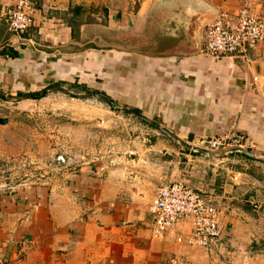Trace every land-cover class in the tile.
I'll list each match as a JSON object with an SVG mask.
<instances>
[{
	"label": "crops",
	"instance_id": "obj_1",
	"mask_svg": "<svg viewBox=\"0 0 264 264\" xmlns=\"http://www.w3.org/2000/svg\"><path fill=\"white\" fill-rule=\"evenodd\" d=\"M16 1L0 0L4 97L28 95L12 101L52 103L67 116L68 90H97L146 121L133 139L114 135L96 156L74 157L72 173L0 193V264H224L233 247L251 244L246 230L264 223V44L213 58L194 42L202 45L218 13L249 4L264 16V0H147L103 23L75 0H29L24 35L6 22ZM101 31L114 35L105 49ZM233 135L245 153L191 154L201 140ZM175 182L223 210L211 246H190L188 224L154 237L149 208Z\"/></svg>",
	"mask_w": 264,
	"mask_h": 264
},
{
	"label": "rangeland",
	"instance_id": "obj_2",
	"mask_svg": "<svg viewBox=\"0 0 264 264\" xmlns=\"http://www.w3.org/2000/svg\"><path fill=\"white\" fill-rule=\"evenodd\" d=\"M146 1L74 2L79 3L78 6L83 9L88 21L97 22L99 19L103 23L117 10L138 11L140 4ZM248 2L245 0V4ZM248 5L246 9L264 23V16L258 15ZM111 32L101 31L99 34L103 49L112 44L114 35ZM148 33L150 34L149 29ZM81 91L77 88L68 90L73 103L71 109L67 107L70 112L67 116L55 111L52 103L42 106L35 104L21 109L15 101L0 99V119L7 120L6 124H0V193L39 183L51 175L72 173L80 165L79 161L72 162L74 157L79 158L84 154L96 156L100 149L113 146L111 142L114 135L121 141H127L135 137V126L145 125V120L130 114L128 109L114 105L108 95H102L97 90H92L89 95ZM73 94L89 97L77 98ZM110 101L114 106L110 105ZM93 114L98 116L95 118ZM243 143L242 141L240 146L239 143L234 145L232 149L243 148ZM62 156L65 158L64 162L60 160ZM247 206L251 207L250 204ZM260 218L264 221L263 214ZM245 235L251 237V244H238L231 251V254L235 253L234 256L231 255V259L224 260L221 257L217 260L221 262L223 259L224 264H248V259L249 264H257L260 258H264V223H260L258 227L254 224V228L247 229Z\"/></svg>",
	"mask_w": 264,
	"mask_h": 264
},
{
	"label": "built area",
	"instance_id": "obj_3",
	"mask_svg": "<svg viewBox=\"0 0 264 264\" xmlns=\"http://www.w3.org/2000/svg\"><path fill=\"white\" fill-rule=\"evenodd\" d=\"M29 10V0L16 1L6 21L13 34L22 35L30 28L32 17ZM261 44H264V23L245 6L236 14H217L214 23L204 32L201 54L221 58L243 53L247 47ZM241 142V138L235 135L204 139L193 146L191 154L229 150L238 143L240 146ZM60 160L64 162L65 158L62 156ZM149 211L153 217L155 238H163L168 231L181 224L190 226L187 239L190 246L207 248L222 236L220 221L223 210L208 202L201 191L191 189L182 182L160 187Z\"/></svg>",
	"mask_w": 264,
	"mask_h": 264
},
{
	"label": "water",
	"instance_id": "obj_4",
	"mask_svg": "<svg viewBox=\"0 0 264 264\" xmlns=\"http://www.w3.org/2000/svg\"><path fill=\"white\" fill-rule=\"evenodd\" d=\"M189 29H190V31L193 32L192 36H194L195 33H196V30H197V25H196V23H194L193 25H191V26L189 27ZM193 40H195V39H193ZM194 44H195V51H199V50H201V46H202V45H201V42H194ZM141 119L146 121L145 118H142V117H141ZM6 123H7V120H5V119H0V124H1V125H4V124H6ZM163 131H164V130H163ZM233 153H245V151H244L243 149H234V150L229 151L227 154H233Z\"/></svg>",
	"mask_w": 264,
	"mask_h": 264
},
{
	"label": "trees",
	"instance_id": "obj_5",
	"mask_svg": "<svg viewBox=\"0 0 264 264\" xmlns=\"http://www.w3.org/2000/svg\"><path fill=\"white\" fill-rule=\"evenodd\" d=\"M26 33V32H25ZM24 33V34H25ZM24 34H22V35H24ZM88 93H90V92H88ZM28 97H31V96H28V95H18L17 97H11V96H8V97H4V95L0 92V98L1 99H9V100H13V98L14 99H17V100H19V99H22V98H28ZM34 99H36V98H34ZM110 105L111 106H114L113 104H111V101H110Z\"/></svg>",
	"mask_w": 264,
	"mask_h": 264
}]
</instances>
